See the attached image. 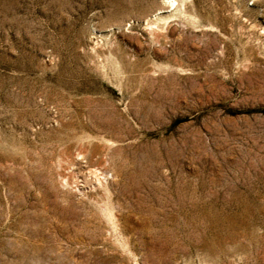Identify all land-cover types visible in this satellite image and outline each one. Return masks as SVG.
I'll list each match as a JSON object with an SVG mask.
<instances>
[{
  "label": "rangeland",
  "instance_id": "obj_1",
  "mask_svg": "<svg viewBox=\"0 0 264 264\" xmlns=\"http://www.w3.org/2000/svg\"><path fill=\"white\" fill-rule=\"evenodd\" d=\"M0 264H264V0H0Z\"/></svg>",
  "mask_w": 264,
  "mask_h": 264
}]
</instances>
